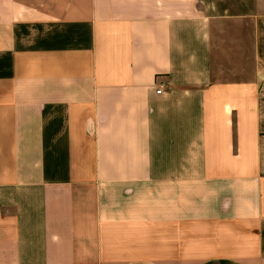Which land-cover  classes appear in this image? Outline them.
I'll list each match as a JSON object with an SVG mask.
<instances>
[{
	"label": "crops",
	"instance_id": "0c3cea01",
	"mask_svg": "<svg viewBox=\"0 0 264 264\" xmlns=\"http://www.w3.org/2000/svg\"><path fill=\"white\" fill-rule=\"evenodd\" d=\"M0 264H264V0H0Z\"/></svg>",
	"mask_w": 264,
	"mask_h": 264
},
{
	"label": "built area",
	"instance_id": "2783aa9c",
	"mask_svg": "<svg viewBox=\"0 0 264 264\" xmlns=\"http://www.w3.org/2000/svg\"><path fill=\"white\" fill-rule=\"evenodd\" d=\"M157 92H160V89H158Z\"/></svg>",
	"mask_w": 264,
	"mask_h": 264
}]
</instances>
